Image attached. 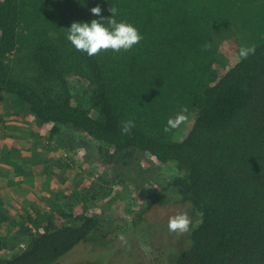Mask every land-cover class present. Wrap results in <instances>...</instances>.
Returning a JSON list of instances; mask_svg holds the SVG:
<instances>
[{"label": "trees", "instance_id": "1", "mask_svg": "<svg viewBox=\"0 0 264 264\" xmlns=\"http://www.w3.org/2000/svg\"><path fill=\"white\" fill-rule=\"evenodd\" d=\"M97 6L105 19L115 8L142 40L129 51H77L67 29L99 20ZM229 42L254 52L222 69L220 47ZM6 101L17 116L52 124V136L75 131L69 151L94 147L92 162L143 200L126 224L85 204L62 213L60 224L24 218L33 226L15 235L25 248L9 257L0 235V264H144L118 260L128 250L125 229H144L152 212L171 210L186 213L190 228L171 232L168 220L156 222L161 264H264V0H0V106ZM181 109L185 121L165 131ZM7 129L0 108V162ZM139 157L169 170L144 168ZM127 167L162 172L139 183ZM8 204L0 193V227Z\"/></svg>", "mask_w": 264, "mask_h": 264}, {"label": "rangeland", "instance_id": "2", "mask_svg": "<svg viewBox=\"0 0 264 264\" xmlns=\"http://www.w3.org/2000/svg\"><path fill=\"white\" fill-rule=\"evenodd\" d=\"M232 44L234 43L229 42V46L220 47L222 56L218 64L222 69L228 68L234 57L242 56L240 45ZM15 106L12 101H6L0 106L8 125V136L4 144L6 148L0 162V193L11 207V212L3 215L8 218V222L0 227V235L8 236L9 257L25 248L22 236L15 235V230L17 226H23L24 232L29 233L33 224L30 219L24 220L27 217H33L37 223L54 216L55 221L60 224L64 220L62 213H70L72 210L80 213L85 204L91 209L90 213L101 214L102 211L116 222L115 225L134 220L138 204L143 200L141 192L117 182L110 169L100 162H92L90 156H94L96 152L94 147L89 146L87 151L82 147L69 151L73 147L72 143L78 140L75 131L63 130L60 135L52 136V124L42 125L32 116H17L19 114L16 113ZM19 111L17 108L18 113ZM183 132L185 135L186 129ZM34 157L36 160L42 157V160L33 163L31 160ZM139 160L144 168L152 166L164 171L169 170L167 166L157 165L152 158L139 157ZM17 170L25 172L26 177L17 175ZM161 172L152 170L143 174L140 167L124 169L126 177L137 178L139 183L159 179ZM10 187L13 189L10 193L4 191ZM171 212L172 210L152 212L149 218L152 224H146L144 229L135 231L129 225L125 229V234L130 235L128 252L120 255L125 258L117 259L124 262L161 264L164 250L163 225L156 222L160 219L167 222ZM86 259L88 257L82 255L78 256L76 261L85 262ZM117 259H113V262L117 263Z\"/></svg>", "mask_w": 264, "mask_h": 264}, {"label": "clouds", "instance_id": "3", "mask_svg": "<svg viewBox=\"0 0 264 264\" xmlns=\"http://www.w3.org/2000/svg\"><path fill=\"white\" fill-rule=\"evenodd\" d=\"M112 14L110 19L102 16V9L97 6L91 9L94 16L100 17L99 20L88 22H73L67 29V40L71 45L87 56H95L102 51L111 50L113 52L129 51L141 40L138 29L127 22H118L115 17L117 10L110 8ZM254 49H242L241 55L247 57ZM187 109H181L174 117L167 121L165 131L178 128L186 119ZM134 127L133 121L129 120L122 124V132L127 134ZM168 228L171 232L184 233L190 228V219L186 213H177L169 217ZM124 239L123 236L120 237Z\"/></svg>", "mask_w": 264, "mask_h": 264}, {"label": "crops", "instance_id": "4", "mask_svg": "<svg viewBox=\"0 0 264 264\" xmlns=\"http://www.w3.org/2000/svg\"><path fill=\"white\" fill-rule=\"evenodd\" d=\"M17 187H18V186H17ZM17 187H16V188H17ZM12 190H13L12 187H10V189L8 188V189H5L4 191L10 193Z\"/></svg>", "mask_w": 264, "mask_h": 264}]
</instances>
